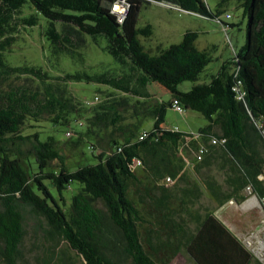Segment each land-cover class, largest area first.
<instances>
[{"label":"trees","instance_id":"1","mask_svg":"<svg viewBox=\"0 0 264 264\" xmlns=\"http://www.w3.org/2000/svg\"><path fill=\"white\" fill-rule=\"evenodd\" d=\"M122 1L0 0L2 257L8 264H18L25 238L24 212L29 209L47 222L51 238L67 243L83 264H169L182 248L194 264H264L214 212L196 220L191 216L197 222L194 230L166 212L161 228L167 241L155 243L158 249H147L140 231L147 223L141 205L147 202L141 199L139 203L131 196L133 187L144 184L136 172V160L141 162L145 180L160 182L168 175L171 180L185 179L184 170L191 166L193 156L198 167L217 162L220 180L213 176L204 184L219 207L232 200L245 202L242 192L250 188L264 208V179L260 178L264 176V0H238L247 19L245 44L239 51L234 48L233 59L203 83L200 77L213 58L197 47L199 34L188 31L180 43L152 55L141 38L151 37L153 26L138 27L141 10L150 2L126 0L128 11L120 22L113 7ZM154 1L217 21L223 15L232 19L223 10L232 0H221L215 13L205 0ZM27 10L29 14L24 15ZM37 26L52 56L82 57L84 38L91 39L118 64L130 66L138 90L130 87L129 77L115 79L86 71L53 76L42 66L13 65L8 54L20 28ZM76 82L107 84L138 99L132 107L135 121L126 127L120 126L125 117L113 106L87 119L88 128L75 144L84 146L87 139L95 140L88 149L97 162L70 168L55 135L25 136L23 129L28 122H47L58 132L73 128L82 116L70 90ZM184 82L195 85L182 92L178 87ZM152 83L169 91L172 101L149 96ZM175 101L184 111L198 112L208 121L198 135L163 127ZM106 110L112 112V126H116L104 144L106 135L98 123ZM148 117L154 119V127L142 132ZM144 132L147 136L140 139ZM213 140L226 142L214 145ZM27 141L32 143L28 151L24 148ZM203 148L206 152L198 160ZM98 149L101 152L96 153ZM182 189L186 195L191 191ZM68 190L73 192L70 201L65 196ZM159 203L162 209H170L168 197ZM157 231L159 240L161 232Z\"/></svg>","mask_w":264,"mask_h":264},{"label":"rangeland","instance_id":"2","mask_svg":"<svg viewBox=\"0 0 264 264\" xmlns=\"http://www.w3.org/2000/svg\"><path fill=\"white\" fill-rule=\"evenodd\" d=\"M141 1L150 2L143 6L138 21V27H143L147 24L153 26L154 34L149 38H141L142 44L150 54L158 55L160 50L180 43L183 40L184 34L188 31H194L199 34L197 47L200 50H207L213 58V61L201 75L200 83L209 82L211 77L218 73L225 62L233 59L234 48L239 51L245 44L247 19L243 18V8L238 0H232L223 8L225 13L232 15V19H227L226 15H223L221 21L189 14L169 2ZM220 1L205 0L214 13ZM26 14H29L28 10L24 12V15ZM223 24H227L229 28ZM84 39L86 40L84 41L83 48L80 50L82 57L72 59L68 56H52L49 43L43 36V30L40 26L20 28L16 36V43L9 52L8 57L15 66H42L44 71L53 76L86 71L92 75L102 74L108 78L115 79H119L117 77H129L131 78L129 79L130 87L138 90L136 88L137 77L131 72L130 66L127 63L118 64L112 56L96 46L91 39ZM81 58H84V61ZM194 85L195 83L192 82H184L178 88L182 92H188ZM70 90L82 114L78 121L72 125L78 131L74 132L75 136H67L66 134L68 130L73 128L69 127L58 132L47 122H28L23 129V135L28 136L36 132L43 133V136L47 134L55 135L60 141L59 146L61 147L62 154L67 157L68 166L70 168H77L80 164L88 165L97 162L92 156V151L88 149L91 142L96 143L95 140L87 139V143L84 146L75 144L80 134L86 132L88 128L87 119L91 116L94 117L97 111L103 112L104 108L108 109L113 106L125 117L120 126L126 127L135 121L132 115V107L138 98L125 94L110 85L94 82H76L70 85ZM147 90L149 96L153 95L158 101H172L171 93L157 83H152ZM87 102H91V104H87ZM105 113H107L106 116L98 123L99 130H102V134L106 135L105 141H103L104 144L116 126H112V112L106 110ZM154 122L152 117H148L142 123V132L151 131L154 127ZM207 124L208 121L198 112L186 110L179 112L174 108H169L166 115V127L165 125L163 127H178L181 132L198 135L199 131ZM194 137L197 138L196 136ZM31 145V141H27V144L24 145L26 151L31 148ZM98 151L101 152L98 149L96 153ZM186 168L189 171V166ZM136 172L143 179L144 184L140 185L139 188L133 187L131 196L134 201L139 203H142L141 199H145L147 202V204L141 205L147 218V223L140 227L142 242L147 249H149L148 246L158 249L155 243L167 241V237L161 228V223L164 220L166 212L173 213L179 221L183 220L188 228L194 230L196 225L193 221L188 220L190 218L188 210L203 215L207 209L215 210L219 208V204L206 195L199 197V200H195L193 199L195 198L194 195L190 198L184 194L182 192L184 184L177 179L173 178L170 183L166 182V179L170 175L160 179V182H153L144 179L145 172L142 166H138ZM184 173L187 174L186 172ZM217 176L221 178L220 174H217ZM246 191L248 193L247 196L253 195L249 188ZM53 194L56 195V192L53 191ZM65 196L70 201L73 192L68 190L65 192ZM165 197H168L169 210L162 209L159 203L160 201H164ZM250 201L254 203L258 202L257 207L254 206L251 209L262 206L259 200L252 199ZM248 202H243L241 205L246 206ZM185 214L187 215L185 216ZM24 216L25 238L21 247L18 264H83L82 258L67 243L58 240V238H51L49 235V225L42 217L32 213L29 209L25 210ZM186 220L188 221L185 222ZM260 222H264V216H259L258 223ZM157 230L161 232V239L159 240ZM148 231H151L152 234H149ZM251 233H247L245 237L243 236L242 240L245 241V238ZM255 233L264 238V227ZM1 249L2 245L0 244V264H8L1 255ZM154 258L158 259L156 256ZM159 258H162V256H159ZM171 258L173 259L169 264H194L183 248L181 254L179 253ZM256 258L257 256H255Z\"/></svg>","mask_w":264,"mask_h":264},{"label":"crops","instance_id":"3","mask_svg":"<svg viewBox=\"0 0 264 264\" xmlns=\"http://www.w3.org/2000/svg\"><path fill=\"white\" fill-rule=\"evenodd\" d=\"M191 159H192V164H191V166L189 165V171H187V168H185V170H184V172H186L187 174H190V175L186 176L185 179H183V180H179L182 184H184V186L182 188L188 189V190L191 189V191L189 192V194L187 196H189L191 198L192 195H194L195 198H193V199H195V200H199L200 199L199 197L204 196V195L211 198V196H210V194L206 188V185L204 184V181L211 179L213 176H217V174H219L218 171H220V170L217 167V162H215V160H214V161L209 162V164L207 166L203 165L202 167H198L197 165H199V163H197V161L194 159L193 156L191 157ZM216 178L218 180H220L218 176ZM246 190H244L242 193L247 196L248 193ZM253 196L254 195L247 196V199L245 202L249 201L248 204L246 205L248 207L241 205L242 203L240 204L239 208L241 209V213H240L241 217L239 215L237 222H235V221L231 222L233 225V229H230V230L233 233H235L239 237V239H242L243 236L245 237V235H247V233L255 232L254 227H255V225L258 224V220L253 221L251 218H249V216L245 217V215H244V214L250 212L252 210L251 208H253L254 206L257 207V203L255 204L254 202L250 201L253 199L252 198ZM190 205H189V207L192 208ZM224 205H222L221 207H223ZM221 207H219L218 209H215V210L214 209H207V211L204 212L203 215L199 214L197 212L193 213L190 210V212H188V216H190V218L188 220L193 221L196 225L197 222L195 220H196V218H198L199 215L202 216L203 218H205L208 213L214 212L216 214V212ZM235 210H236V206H234L230 210V214L233 217L236 215ZM186 215L187 214H185V216ZM191 216L192 217L195 216V220H193L191 218ZM188 220H186L185 222H187Z\"/></svg>","mask_w":264,"mask_h":264},{"label":"built area","instance_id":"4","mask_svg":"<svg viewBox=\"0 0 264 264\" xmlns=\"http://www.w3.org/2000/svg\"><path fill=\"white\" fill-rule=\"evenodd\" d=\"M113 11L119 17L120 22H122L124 20L125 15L127 14V11H128V6L126 4V0H123L121 3H116L113 7ZM228 17H230V16H228ZM174 108L176 110H178L179 112H183V108L178 101L174 102ZM174 130L178 131L177 128H175ZM73 133L74 132H72L71 130H68L67 135L68 136L74 135ZM146 136H147V133L144 132L140 136V139H144ZM225 142H226V140H221V141L213 140L212 144H214V145H217L219 143L224 144ZM205 152H206V150L204 148L199 151L198 160L202 159V156ZM135 164H136V167L141 166V162L139 160H136ZM260 178L264 179V176H261ZM171 181L172 180L170 178L166 179V182H168V183H170ZM253 199L258 200L257 197H253ZM256 203H258V202H256ZM242 241L245 244V246L247 247V249L250 250L251 252H253L255 254V256H257V258L264 263V238L259 236L258 233L253 232L245 238V241L244 240H242Z\"/></svg>","mask_w":264,"mask_h":264},{"label":"water","instance_id":"5","mask_svg":"<svg viewBox=\"0 0 264 264\" xmlns=\"http://www.w3.org/2000/svg\"><path fill=\"white\" fill-rule=\"evenodd\" d=\"M236 206V215L233 217L230 214V210ZM240 204L237 203L236 201L232 200L229 201L227 204H225L223 207H221L217 212L216 216L229 228L233 229V225L231 222L238 221V217L240 215L241 217V209L239 208ZM245 217L249 216L253 221L258 220L259 216H264V208L259 207V208H254L250 212L244 214ZM262 227H264V222H260L257 225H255L254 230L255 232L259 231Z\"/></svg>","mask_w":264,"mask_h":264},{"label":"bare ground","instance_id":"6","mask_svg":"<svg viewBox=\"0 0 264 264\" xmlns=\"http://www.w3.org/2000/svg\"><path fill=\"white\" fill-rule=\"evenodd\" d=\"M87 104H91V102H87ZM175 109V108H174ZM251 192V191H250ZM256 197V196H255ZM255 204H256V202H255Z\"/></svg>","mask_w":264,"mask_h":264}]
</instances>
